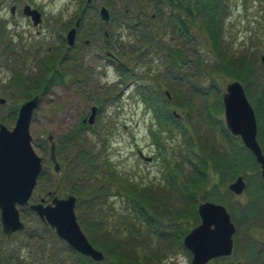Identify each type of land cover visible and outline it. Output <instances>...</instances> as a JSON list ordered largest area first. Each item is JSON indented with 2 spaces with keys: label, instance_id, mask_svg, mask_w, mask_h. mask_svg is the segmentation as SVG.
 I'll return each mask as SVG.
<instances>
[{
  "label": "rangeland",
  "instance_id": "1",
  "mask_svg": "<svg viewBox=\"0 0 264 264\" xmlns=\"http://www.w3.org/2000/svg\"><path fill=\"white\" fill-rule=\"evenodd\" d=\"M25 1L41 11V27L0 0V121L12 129L31 98L27 88L58 73L45 92L43 83L31 124L44 163L39 189L55 184L59 196L79 197V223L106 259L90 263L24 208L26 229L0 240V262L191 264L184 238L201 223L199 205L210 201L226 206L237 227L233 254L222 263L264 264L261 166L227 128L223 100L233 80L242 81L255 109L264 100V0ZM79 20L68 47L65 36ZM152 104L180 125L155 116ZM95 105V123H84ZM260 109L264 152L263 103ZM50 135L60 174L49 159ZM89 156L94 172L85 186L68 172ZM240 175L246 188L238 195L229 186Z\"/></svg>",
  "mask_w": 264,
  "mask_h": 264
},
{
  "label": "water",
  "instance_id": "2",
  "mask_svg": "<svg viewBox=\"0 0 264 264\" xmlns=\"http://www.w3.org/2000/svg\"><path fill=\"white\" fill-rule=\"evenodd\" d=\"M25 13L32 17L35 25L42 21L41 12L37 8L33 9L27 5ZM101 15L105 21H109L110 12L107 7H102ZM76 31V28H72L68 32L69 45L75 43ZM262 62L264 64V54ZM39 104L40 95L25 101L20 106L16 124L12 129L0 122V224L7 236L25 229L19 207L29 204L39 176L43 172V160L33 146L31 133L32 120ZM224 105L227 128L233 135L241 136L246 147L254 153L256 160L261 164L264 179V152L257 140V117L240 80L228 84L224 94ZM96 114L97 107L94 106L89 119L85 120L93 124ZM53 138V135L49 136L51 141L49 158L54 170L60 172L61 164L57 159L56 143ZM245 187L243 176H239L231 183L230 190L242 194ZM77 200L74 194H68L66 197L55 195L49 202L43 198L41 202L32 204L31 208L75 251L95 261H103L106 259L105 253L92 244L78 221L75 209ZM198 212L201 224L184 238L185 247L193 255L191 264H207L214 258L230 256L233 253L236 226L226 207L207 201L200 204Z\"/></svg>",
  "mask_w": 264,
  "mask_h": 264
},
{
  "label": "trees",
  "instance_id": "3",
  "mask_svg": "<svg viewBox=\"0 0 264 264\" xmlns=\"http://www.w3.org/2000/svg\"><path fill=\"white\" fill-rule=\"evenodd\" d=\"M171 1L174 2L176 0H171ZM179 4H181V3H179ZM186 9H187V7H186ZM202 9H203V11L207 10L205 4L203 5ZM187 10L190 13L193 14L192 7H190ZM207 24H208L209 32H211V37L215 40L217 35H216V32L214 31V27L212 26L213 24L210 21L207 22ZM216 42H217V40H216ZM53 66H54L53 63H51L50 65H48V71L51 72L53 70ZM57 76H58V73L56 71H54V77L53 78L51 77V78L47 79V81H45L43 79H39L38 81H36V84H35L34 81H31V82H34L33 83V86L27 88V90L28 91L30 90V92H31L30 93L31 94L30 97H32L35 94L41 92L40 89L42 88L43 83H46L45 84V90H44V92L46 90H48L49 87H50V85H51V83H52V81H55L57 79L56 78ZM263 85H264V79H263ZM263 88H264V86H263ZM263 93H264V90H263ZM263 97H264V95H263ZM262 103L264 104V100H262L260 103L257 102L256 111H257L258 116L259 115L262 116V114H263V112L260 109V106H262ZM151 108L153 109V112L157 115V117L163 119V121H167V122L168 121H173V123H174V125L176 127H178L180 125V124H178V121L177 120L175 121L174 116L171 115L169 111L167 113H160V110L157 108V105L156 104H152ZM190 143H192V142H190ZM191 146H193L195 148V145L192 144ZM78 155H80V152H79ZM110 170H111V173H114L115 172V169L112 168V167L110 168ZM91 171L94 172V170H91V156H89L88 159H87V161H86V163L81 164L80 161H79L78 165L75 164L73 166V169L68 172V175H69V177L71 179H74L75 178V180H76V178H77L78 179V183L84 184L86 186V185H88V183L91 184ZM58 176H60V175H58ZM128 185L132 188V186H131L130 183H128ZM49 186H51V188H53V189H50V190H53V192H55V193L57 192L58 189L56 188L57 186H55V184H51ZM82 257H84V256H82ZM85 258H87V257H85ZM226 259H229V257H227ZM89 262L91 263V259H89ZM216 263L223 264L221 258L216 259Z\"/></svg>",
  "mask_w": 264,
  "mask_h": 264
},
{
  "label": "flooded vegetation",
  "instance_id": "4",
  "mask_svg": "<svg viewBox=\"0 0 264 264\" xmlns=\"http://www.w3.org/2000/svg\"><path fill=\"white\" fill-rule=\"evenodd\" d=\"M7 2H9L11 4L10 6V11L12 13V15L14 16L16 13L18 14L19 12H23L27 17H29L26 13H25V8L27 5H29L28 2H26L25 0H6ZM5 3V1L3 2ZM30 18V17H29ZM31 19V18H30ZM39 27L42 26V24H39L38 25ZM80 26V25H79ZM79 28V27H78ZM79 37V30H77V39ZM87 43L90 42V40H87L86 41ZM108 42V41H107ZM11 52L14 50V49H10ZM0 53H2V48L0 47ZM39 184L38 186L36 187V189L34 190V194H33V197L31 199V203H34V202H39L41 198H43L45 196V193H44V189L41 190L39 189ZM28 208V207H27ZM31 209V208H30ZM33 211V210H32ZM34 212V211H33ZM35 213V212H34ZM37 215V214H36ZM1 229V228H0ZM1 231V230H0ZM0 238L3 239V238H6L8 239L7 237L3 236L1 233H0Z\"/></svg>",
  "mask_w": 264,
  "mask_h": 264
}]
</instances>
